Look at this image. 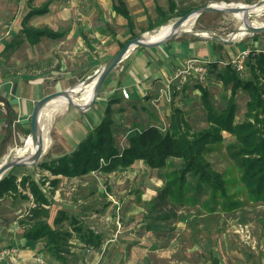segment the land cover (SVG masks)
Listing matches in <instances>:
<instances>
[{
  "label": "rangeland",
  "instance_id": "obj_1",
  "mask_svg": "<svg viewBox=\"0 0 264 264\" xmlns=\"http://www.w3.org/2000/svg\"><path fill=\"white\" fill-rule=\"evenodd\" d=\"M44 1L0 0V39L17 31L19 34L20 18L24 17L31 7L41 5ZM60 1V5H58L60 10L67 13V25L74 27L78 21H82L80 11L82 8L87 11V5L83 7L85 3L83 0ZM88 1L90 2V0ZM213 1L251 3L257 0H175V10L195 8ZM126 4L131 12L134 23L133 31L136 35L149 32L151 26L159 20L161 15L157 11V7L163 12L168 9V0H127ZM58 10L56 9L55 13ZM177 17H171L164 24L172 22ZM249 19L256 24L264 23V8L249 13ZM57 24H59V20L52 23L53 26ZM239 25L240 20L234 14L203 13L192 21L191 32L181 33L169 42L193 39L223 43L217 40L203 39L199 30H210L226 38ZM157 27L152 29H157ZM113 28L119 41L126 43L130 39V31L125 21L116 24L114 19ZM186 30L189 29L186 28ZM194 32H198V36H195ZM256 34H243L231 44L250 40ZM14 39L21 40V37L18 35ZM46 41L52 42V44L46 43L30 47L26 42H23L21 49L14 50L5 47L3 51H0V61L1 58L6 57L9 62L0 66V69L10 77L11 75L8 74H17L19 71L30 74V78L41 75V80L43 79L47 86L57 79L69 76L63 83V86L67 87L77 82V78L80 76L77 74L84 73V78L86 74L92 73L106 60L97 66L89 65L82 45L74 38L63 44H59L57 40ZM103 44L100 43V48L97 49L106 53L108 46L105 47ZM119 48L118 42L113 41L112 49L108 50L109 57ZM252 49L255 48L250 45L242 50L250 52ZM135 50L136 48L130 53H134ZM89 52L91 53V51ZM240 52V50L235 52L233 58ZM93 53L99 55V52ZM34 57L37 60H29ZM245 58L243 68L237 71L240 75L249 77L245 69ZM208 59L209 62L211 59ZM125 61L126 59L123 58L120 64ZM219 65H222V61L219 62ZM118 69L119 66L114 71ZM71 74L74 76H70ZM190 80L191 78L184 84L181 91L175 92L170 102L163 103L161 101L156 106L149 101L152 95L144 96V98L147 97L146 106H143L144 111L138 109L139 105L134 106V110H132V107L128 105L130 101L121 99L120 102L124 108L116 109L112 113L114 121L116 124L118 123L115 126L118 145L124 146L125 136L129 131L135 129V126L145 124L146 119L164 130L169 127L171 117H174L178 121L180 130L188 137H191L196 131L209 127L208 112L203 106L202 93L184 92ZM206 80L207 83L212 82L203 88L207 90V99L214 113H220L226 103L233 100L235 103L234 121L250 120L264 134V110L260 112L259 120L250 118L247 115L245 104L247 94L245 92L238 90L235 94H231L229 86H224L213 74H207L203 82ZM132 101L135 102V99ZM72 109V106L63 101L59 107L52 102L44 110L42 123L46 140L45 154L50 151V158H55L60 152L73 149L87 131V126L80 128L76 121L73 122L72 132L66 134V136H70L71 141L68 143L72 146L65 147L60 139L61 133L58 130V124L62 114L68 110L72 111ZM0 113H4V106L1 104ZM25 127H29L28 124ZM2 132L5 133V130L3 129ZM8 136L6 143L0 144V154L3 150H6L4 153L6 154L20 147L27 137L20 127L15 126L10 130ZM233 143H237L234 135L224 131L222 140L209 144L210 148L205 153V157L211 162L212 167L219 171L226 180V191L230 195L228 200L237 201V204L231 208L213 206L210 209L209 201H206L208 194L205 193L200 194L195 203L188 201L184 205L166 204L153 208L150 201L163 184L160 175L175 165H179L180 160L177 158H169L167 160L170 163L169 166L159 169L149 168L143 161L136 160L128 167H118L109 172L95 171L92 173L91 171L81 176L54 175L37 164L29 167L15 166L12 168V172L18 176V179L22 175L33 177L42 191L50 198L52 201L50 223L57 210L63 209L69 217H75L84 227L94 226V230H101L107 236L117 229L120 230L119 235L127 234L128 225L133 226L137 232L150 227L154 235L172 236L176 240L177 254L175 256L179 264H264V202L255 200L247 194V190L240 180L239 168L229 157L228 147ZM22 192L29 196V200L19 196L18 193H8L0 199V241L9 239L11 242L19 244L24 240L20 238L22 226L19 220L25 209L31 204L32 196L28 187ZM165 214L169 215L168 218L161 217ZM58 225L64 229L72 227L69 219H63ZM72 233L76 235L74 231ZM71 242L73 243V240Z\"/></svg>",
  "mask_w": 264,
  "mask_h": 264
},
{
  "label": "trees",
  "instance_id": "obj_2",
  "mask_svg": "<svg viewBox=\"0 0 264 264\" xmlns=\"http://www.w3.org/2000/svg\"><path fill=\"white\" fill-rule=\"evenodd\" d=\"M190 9L192 7L176 11L175 0H168L166 12L157 7L161 17L151 29ZM113 10L126 19L130 38L134 37L136 35L133 31L134 23L125 1L116 0ZM46 11L45 4L33 9L32 13ZM24 32L32 42L43 35L51 38L60 36L49 29L25 28ZM124 44L125 42H121L119 46L122 47ZM244 64L249 77L240 75L230 61L219 65L216 59L207 63V74H213L224 86H229L231 94H235L238 90L245 92L247 115L257 121L260 112L264 110V83H262L264 51L250 50ZM199 88L210 125L194 132L191 137L181 131L177 119L171 117L169 127L164 130L152 122L135 126V129H131L125 136L126 143L121 147L116 140L115 126L118 123L114 121L111 107L112 103L119 100V97H116L106 104L100 121L93 127H87L86 133L73 149L59 153L55 158H50L49 151L44 154L37 166L49 170L54 175L81 176L91 171L109 172L118 167H128L136 160L143 161L149 168L159 169L169 166L170 163L167 161L169 158H177L180 160L179 165L160 175L163 184L150 201L153 208L166 204L184 205L188 201L195 203L202 193L208 194L206 201H209L210 209L213 206L231 208L237 204V201L228 200L230 195L226 191V180L205 157V153L210 148L209 144L222 140L225 131L233 134L236 139L237 143L228 147L229 157L239 168L240 180L247 194L255 200L264 202V134L250 120L234 121L233 100H229L220 113H214L207 99V90L201 85ZM133 102L129 103L133 104ZM23 130L28 134V127ZM26 187L29 188L32 197L31 204L19 220L22 226L20 238L29 243H38L44 251L62 263L68 260L70 246L73 245L71 240L74 237L83 244H92L95 248L101 246L102 236L98 232L90 227H84L75 217H69L63 209L57 210V215L53 216L50 223L52 201L30 175H22L18 179L12 169L8 170L0 179V199L5 194L18 193L19 196L29 200V196L22 192ZM168 216V214L161 215L164 218ZM63 219L70 220L71 229H64L58 225ZM72 231L76 235H73Z\"/></svg>",
  "mask_w": 264,
  "mask_h": 264
},
{
  "label": "crops",
  "instance_id": "obj_3",
  "mask_svg": "<svg viewBox=\"0 0 264 264\" xmlns=\"http://www.w3.org/2000/svg\"><path fill=\"white\" fill-rule=\"evenodd\" d=\"M83 1L85 2L83 7L87 5V11L82 10L83 8L81 9L82 21H78V24L74 27L67 25V13L60 10V6H58L60 5V0H45L43 4L31 7L26 15L20 18L19 34L17 33L18 31L13 34H8V31V35L0 39V51H3L5 47L14 50L17 48L21 49L23 46L21 43L23 42L33 47L46 43L49 45L52 44V42H47L46 40H57L59 44H63L69 39L74 38L82 45L85 56L88 58V64L97 66L109 57L108 50L112 49L113 41L118 42V44L121 43L113 28L114 19L116 24L122 23L123 21L126 22V19L113 10V4L116 0ZM124 1L126 4L127 0ZM45 4L47 5V11L45 13H32L33 9ZM127 4L126 7L128 8ZM56 9L59 10L55 13ZM56 20H59V24L53 26L52 23ZM25 28L49 29L57 32L60 36L51 38L43 35L37 41L32 42L26 36L24 32ZM18 35L21 37V40L18 39L19 41L14 39ZM100 43H104L103 46L105 47L108 46L106 53L102 52L101 49H97L98 47L100 48ZM250 45L257 51H264V33H258L250 40L236 44L184 39L173 42L168 41L152 48L136 47L134 53L129 52L124 57L126 61L119 65V69L117 71H111L104 80L99 95L89 110L82 112L73 108L72 111L68 110L62 114L58 124L61 141L65 147H71L72 144L70 145L68 143V141H71L70 136H66V134L72 132L73 122L76 121L77 126L80 128L83 126H95L100 121L106 104L116 97H119V100L111 104L113 111L124 108L120 102L121 99L129 101L135 99L133 104L128 103V105L132 107V110H134L135 105H139L141 108L139 107L138 109L144 111L143 106H146L147 100L143 97V93L147 92L149 96L154 95L158 88L164 84L168 75L182 66L187 59L209 60L208 58L211 59L213 57L211 60L216 59L221 62L224 60L228 61L229 59L230 61L235 52L238 50L242 51V49L250 47ZM93 52H99V55H94ZM29 60L33 61L37 60V58H29ZM8 62L9 60L3 57L1 58L0 66ZM8 75H11V77L5 75L3 70L0 69V104L4 106V113H0L1 145L6 143L13 126L20 127L21 130L27 128L25 127L26 124L29 126V115L34 103L39 98L52 91L65 88L63 83L69 78V76H65L47 86L44 80H41V75L30 78V74L21 71L17 72V74L10 73ZM83 75L84 73L77 74L79 76L77 79H82ZM70 76H74V74ZM210 84L212 82L209 81L207 83V80L201 82L192 77L188 83L189 87L187 86L184 92L200 93L199 85L205 87ZM123 88L129 93L128 98H124L120 94ZM147 122H149V119L145 120V123ZM2 128L5 130V133L2 132ZM62 133L64 134L62 135ZM25 134L27 135V133ZM5 151L3 150L0 155L4 154ZM90 228L93 229L95 227L90 226ZM127 230H129L127 234L119 235L120 230L117 229L107 236L103 231L95 229L102 236V244L98 248H95L92 244H83L82 241L74 237L66 263L55 260L38 243H29L23 240L17 244L11 242L9 239H1L0 247L15 245L18 247L19 253L17 257L0 262V264H42L37 262V257L43 259L47 264H79L82 260H89L92 264H179L175 256L177 254V248L174 237L154 235L151 228L137 232L133 226L128 225Z\"/></svg>",
  "mask_w": 264,
  "mask_h": 264
},
{
  "label": "water",
  "instance_id": "obj_4",
  "mask_svg": "<svg viewBox=\"0 0 264 264\" xmlns=\"http://www.w3.org/2000/svg\"><path fill=\"white\" fill-rule=\"evenodd\" d=\"M264 6V0H257L251 3H226L221 1H213L204 5L195 7L178 16L175 20L170 22L169 30L162 36L157 38L148 37L153 35L159 28L151 29L149 32L138 34L130 39L120 47L113 55L107 58L98 68L92 73L87 74L81 80L70 84L69 86L52 91L39 98L33 105L29 115V132L27 137L23 140L20 147L15 148L12 152L2 155L0 158V179L3 175L15 166H34L38 164L45 154L46 140L44 136L42 115L49 104L59 99L69 104L79 111L89 110L95 103L104 80L117 66H119L122 59L136 47H157L160 46L177 35L185 32H191L184 29V24L191 17L196 19L203 13H228L238 16L240 25L233 30L228 37H223L210 30H199L203 39H211L221 41L225 44L235 42L238 34H256L264 32V23L256 24L249 19L251 10L261 8ZM198 32H194L198 36ZM88 96L86 97V93ZM122 94V93H120ZM30 144L32 150L29 152L24 149L25 144ZM22 150H25L22 152Z\"/></svg>",
  "mask_w": 264,
  "mask_h": 264
},
{
  "label": "built area",
  "instance_id": "obj_5",
  "mask_svg": "<svg viewBox=\"0 0 264 264\" xmlns=\"http://www.w3.org/2000/svg\"><path fill=\"white\" fill-rule=\"evenodd\" d=\"M248 50H242L235 58L231 59L230 62L233 64L236 70H241L243 68V60L246 55H248ZM208 60L198 59H187L181 67H178L173 73L168 75L165 79L164 84L160 86L157 92L152 95L149 100L150 103L157 106L159 102H170L173 99L174 93L181 91L184 84L189 78H196L198 81H203L207 77V65ZM223 64L227 63L222 61ZM122 96L124 98L129 97V93L126 89L121 90ZM144 96H149L147 92L143 93ZM103 163V160L100 159ZM95 171H92L94 173ZM19 249L15 245H5L0 247V262H5L10 258H15L18 256ZM37 262L42 264H47L43 259L37 257ZM79 264H92L89 260H82Z\"/></svg>",
  "mask_w": 264,
  "mask_h": 264
},
{
  "label": "bare ground",
  "instance_id": "obj_6",
  "mask_svg": "<svg viewBox=\"0 0 264 264\" xmlns=\"http://www.w3.org/2000/svg\"><path fill=\"white\" fill-rule=\"evenodd\" d=\"M261 8H264V6H262ZM261 8H256V9H253V10H251V13L252 12H255V11H258V10H260ZM238 17V16H237ZM195 19V17H191L189 20H187V22L184 24V28L186 29H190L191 28V26H192V21ZM169 25H170V22L169 23H167V24H164V25H162L161 26V28H159L153 35H150V36H148L149 38L150 37H152V38H157V37H160V36H162V35H164L168 30H169ZM238 36H241V34H238L237 35V37ZM86 95V97L88 96V92L85 94ZM54 104H56V106H60L61 105V103H63V100L62 99H59V100H57V101H54L53 102ZM27 148V150L26 151H30V150H32V147L30 146V144L28 143V141H27V143L25 144V146H24V149H26ZM23 151H25V150H22V152Z\"/></svg>",
  "mask_w": 264,
  "mask_h": 264
}]
</instances>
